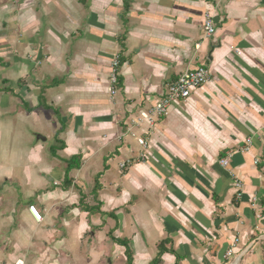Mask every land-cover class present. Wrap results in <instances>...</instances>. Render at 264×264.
Here are the masks:
<instances>
[{
  "label": "crops",
  "instance_id": "obj_1",
  "mask_svg": "<svg viewBox=\"0 0 264 264\" xmlns=\"http://www.w3.org/2000/svg\"><path fill=\"white\" fill-rule=\"evenodd\" d=\"M200 66L205 85L133 123ZM110 236L132 264L165 241L161 264H264V0H0V264H100Z\"/></svg>",
  "mask_w": 264,
  "mask_h": 264
},
{
  "label": "built area",
  "instance_id": "obj_2",
  "mask_svg": "<svg viewBox=\"0 0 264 264\" xmlns=\"http://www.w3.org/2000/svg\"><path fill=\"white\" fill-rule=\"evenodd\" d=\"M202 30L206 38L210 37L214 31V22L213 18L207 15L204 19ZM199 44L196 45V48H199ZM119 68H120V57L117 55L111 61L110 66V75H109V93L111 97L115 96L118 91V78H119ZM210 72L205 66H200L193 70L184 71L177 80L167 85L165 92L161 97L156 101L154 106L149 111H141L138 120L133 121L135 125H141L146 123L148 126H152L157 120L167 117L170 113V108L175 102L186 100L190 97L191 92L196 88L202 87L209 81ZM139 145L142 147L143 151L140 154L139 160H145V153L148 148V145L144 139H139ZM252 146L251 139H247L244 147L241 148L240 152L247 153L250 151ZM230 156H226L220 159L219 164L222 167H227L229 164ZM132 162L125 161L119 165L121 170H126ZM238 189L242 188L240 182L236 183ZM240 197V194L238 195ZM28 211L35 220V222L40 223L42 221V216L36 207L30 205ZM238 240H235L234 243H237ZM233 248L229 249L225 254V258H229L233 253ZM16 264H23V262L18 261Z\"/></svg>",
  "mask_w": 264,
  "mask_h": 264
},
{
  "label": "trees",
  "instance_id": "obj_3",
  "mask_svg": "<svg viewBox=\"0 0 264 264\" xmlns=\"http://www.w3.org/2000/svg\"><path fill=\"white\" fill-rule=\"evenodd\" d=\"M30 110V109H29ZM51 152H53V150H51ZM67 167H66V176H65V186L70 185V180H68V173L73 170V169H78L80 167V157L79 156H73L71 157L67 162ZM80 205L83 206V209L86 211H92L93 209H89L88 207H84V200L83 197H81L80 199ZM110 235V234H109ZM110 239L117 245L124 247L125 248V257H126V264H132V252L130 250L129 247V243L127 240H121V239H116L112 236H110ZM165 244H168L167 241L165 242H161L158 245V254L156 256V258L150 263V264H161V256L164 253H172L174 255L177 256V254H175V252L173 250L167 249L165 247ZM178 259V256H177Z\"/></svg>",
  "mask_w": 264,
  "mask_h": 264
},
{
  "label": "rangeland",
  "instance_id": "obj_4",
  "mask_svg": "<svg viewBox=\"0 0 264 264\" xmlns=\"http://www.w3.org/2000/svg\"><path fill=\"white\" fill-rule=\"evenodd\" d=\"M41 214V213H40ZM42 222V221H41ZM40 222V223H41ZM108 246L106 247V256L102 259L100 264H126V260H125V256L121 255L120 251H119V246H116L114 244H112L111 242H109V240L107 241ZM119 247V248H118ZM122 248V247H121ZM2 246L0 245V250H2ZM118 257V258H117ZM117 258V261L114 262Z\"/></svg>",
  "mask_w": 264,
  "mask_h": 264
},
{
  "label": "water",
  "instance_id": "obj_5",
  "mask_svg": "<svg viewBox=\"0 0 264 264\" xmlns=\"http://www.w3.org/2000/svg\"><path fill=\"white\" fill-rule=\"evenodd\" d=\"M42 140H44V138H41Z\"/></svg>",
  "mask_w": 264,
  "mask_h": 264
}]
</instances>
